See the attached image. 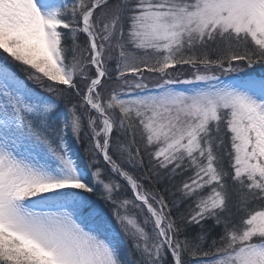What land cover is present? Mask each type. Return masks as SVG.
Segmentation results:
<instances>
[{
  "label": "snow or ice",
  "instance_id": "1",
  "mask_svg": "<svg viewBox=\"0 0 264 264\" xmlns=\"http://www.w3.org/2000/svg\"><path fill=\"white\" fill-rule=\"evenodd\" d=\"M0 58V264H264V0H0Z\"/></svg>",
  "mask_w": 264,
  "mask_h": 264
},
{
  "label": "trees",
  "instance_id": "2",
  "mask_svg": "<svg viewBox=\"0 0 264 264\" xmlns=\"http://www.w3.org/2000/svg\"><path fill=\"white\" fill-rule=\"evenodd\" d=\"M81 39H83V37ZM1 60H2V58H0V61ZM2 61L15 74H17L18 76L23 77L25 79V81L29 84V85L27 84L29 87H31V88L34 87L36 89H39L40 91H43V89L40 88V85H38L35 81L28 79V74L22 68H20L17 64L13 63L10 59L9 60H2ZM189 70L191 71L192 69L188 68V67L178 68L177 72L173 73V76H175V75H177L179 73L180 74V78H181L183 74L189 73ZM155 81H156V77H154V76H149L148 79L146 80V82H148L150 84V86ZM61 105L62 106L64 105L63 99H61ZM69 142L72 144V147L77 151L79 156L82 159H84L85 162H87V160L89 159L88 153L86 151L89 148L88 139L85 136H83V134H82L79 142H74L73 140H70ZM95 198L99 199V196H97ZM182 211H183V209H182ZM212 227H213L212 221H208L204 225L205 229H211ZM198 230H199L198 228L194 229V231H198ZM124 247L127 250L130 247L129 243L125 242ZM131 258L135 259L136 258V253H131Z\"/></svg>",
  "mask_w": 264,
  "mask_h": 264
},
{
  "label": "rangeland",
  "instance_id": "3",
  "mask_svg": "<svg viewBox=\"0 0 264 264\" xmlns=\"http://www.w3.org/2000/svg\"><path fill=\"white\" fill-rule=\"evenodd\" d=\"M50 2H52V0H50ZM0 62H3L2 60L0 61ZM193 70H189V73H186V74H183L182 75V77L180 78V79H184L186 76H188V75H190L191 74V72H192ZM16 76H18L17 74H16ZM22 81H24L25 82V84L27 85L28 83L25 81V79L23 78V77H21V76H18ZM29 85V84H28ZM27 85V86H28ZM29 87V86H28ZM29 88H31V87H29ZM31 89H35V90H37V91H40L39 89H36V88H31Z\"/></svg>",
  "mask_w": 264,
  "mask_h": 264
}]
</instances>
